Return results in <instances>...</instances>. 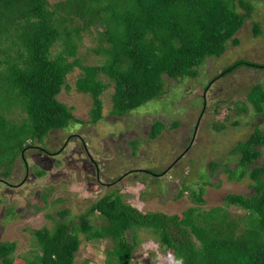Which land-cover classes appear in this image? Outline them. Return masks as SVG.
<instances>
[{"label": "trees", "instance_id": "trees-1", "mask_svg": "<svg viewBox=\"0 0 264 264\" xmlns=\"http://www.w3.org/2000/svg\"><path fill=\"white\" fill-rule=\"evenodd\" d=\"M253 9L252 0H60L54 5L49 0H0V109L12 112L20 107L27 114L24 127L23 122L10 124L0 116V164L9 160L12 149H26L30 136L44 141L53 130L84 122L58 98L76 67L82 69L77 91L93 98L90 122L97 124L104 117L102 95L110 84L102 75L114 82L110 114L121 117L162 96L165 76L197 77L208 57L222 55L229 42L239 45L236 34ZM96 31L100 42L95 51L105 55V62L84 65L80 42L84 33ZM260 32L256 24V34ZM56 45L61 48L57 52ZM243 66L264 68L262 63L237 59L212 81ZM248 99L258 113L264 112L262 86L252 87ZM165 128L164 121H155L150 138ZM133 144L136 150L138 143ZM262 149L264 131L256 127L233 148L239 154L238 167L225 164L230 179L249 178L250 194L229 193L224 205L206 210V187L189 183L187 189L200 205L170 215L142 212L122 193L112 192L81 213L78 222L65 218L52 229L36 230L40 253L24 264H75L81 234L88 240H112L107 264H133L140 229L172 251L177 264H264V161L258 163ZM209 166L213 173L220 164L211 161ZM5 171L11 174L10 168ZM233 207L244 215L232 214ZM68 211L59 214L64 217ZM93 218L104 220L103 225H94ZM16 249V241L1 242L0 264H16Z\"/></svg>", "mask_w": 264, "mask_h": 264}, {"label": "rangeland", "instance_id": "rangeland-1", "mask_svg": "<svg viewBox=\"0 0 264 264\" xmlns=\"http://www.w3.org/2000/svg\"><path fill=\"white\" fill-rule=\"evenodd\" d=\"M58 1L49 0L51 5ZM252 1V16L236 34L239 45L229 42L222 55L208 57L198 67L197 77L175 80L165 76L162 96L124 116L110 114L114 82L102 75L110 84L102 95L104 117L91 123L93 98L76 88L82 69L76 67L69 73L68 87L63 86L58 98L84 122L53 130L44 141L30 136L26 149H12L9 160L0 164V243L17 242L16 264L32 261L40 253L36 230L52 229L57 220L65 218L78 222L81 213L112 192L122 193L127 203L142 212L170 215L200 205L187 189L189 183L195 188H199L196 182L206 187V203L202 204L206 210L224 205L229 193L253 192L249 178L230 179L225 164L236 169L239 154L233 148L256 127L264 131V112L258 113L248 99L252 87L264 88V68L243 66L212 81L237 59L264 64V0ZM256 24L261 27L260 34H256ZM97 37V31L84 33L79 45L84 65L105 62V55L95 51L100 42ZM60 49L56 45L55 52ZM243 106L247 110H242ZM0 116L10 124L26 125L27 114L20 107L12 112L0 109ZM157 120L164 121L166 128L152 139L151 126ZM133 141L138 143L136 150ZM211 161L220 164L213 173ZM263 161L264 149L258 163ZM9 168L11 174L6 176ZM64 209L69 211L62 217L59 213ZM231 209L235 216L244 215L243 210ZM91 221L100 226L104 220ZM139 235L141 244L134 251L133 264H177L172 251L162 248L155 236L142 229ZM81 239L75 264H107V250L114 247L111 239L88 240L84 234Z\"/></svg>", "mask_w": 264, "mask_h": 264}, {"label": "flooded vegetation", "instance_id": "flooded-vegetation-1", "mask_svg": "<svg viewBox=\"0 0 264 264\" xmlns=\"http://www.w3.org/2000/svg\"><path fill=\"white\" fill-rule=\"evenodd\" d=\"M32 146H33V145H32ZM38 147H39V146H38ZM40 149H41L40 151H43L44 153H46V152H47V153H50V150H49V149H46V148H44V147H40ZM120 178H121V177H120ZM120 178H119V179H120ZM119 179H118V180H119Z\"/></svg>", "mask_w": 264, "mask_h": 264}]
</instances>
